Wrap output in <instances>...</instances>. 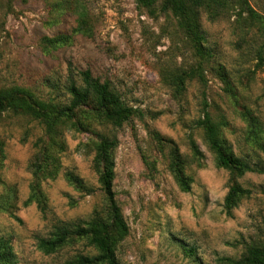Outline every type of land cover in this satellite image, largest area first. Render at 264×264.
<instances>
[{"label": "rangeland", "instance_id": "374dc122", "mask_svg": "<svg viewBox=\"0 0 264 264\" xmlns=\"http://www.w3.org/2000/svg\"><path fill=\"white\" fill-rule=\"evenodd\" d=\"M57 0H0V88L31 90L43 100L66 102L68 80L91 71L109 81L124 100L140 111L120 128H109L118 138L114 191L130 228L118 248L122 264H221L222 258L239 259L247 245L264 240V146L247 134L238 114L237 100L252 108L264 123V65L258 67L255 30L243 36L235 17L210 21L202 15L207 46L213 58L205 81L194 79L177 100L163 82L161 72L196 64L176 20L139 9L136 0H86L95 24L91 37L75 35L72 42L51 53L44 38L70 35L77 17L66 13L55 23ZM251 5L264 15V6ZM224 66L230 88L218 73ZM207 111L224 117V137L233 152L258 171L239 182L251 190L229 215L224 207L230 174L216 166L198 122ZM172 139L185 156L193 177L190 192H183L169 171V149L154 134ZM43 126L31 118L0 114V144L6 159L0 169V195L17 196L14 216L0 212V238L11 241L20 264H63L91 249L83 243L54 254L39 249L63 222L87 220L104 206L89 131H65L66 150L55 178L39 183L46 196L42 210L35 202L25 205L35 183L33 162ZM190 140L204 154V167L193 158ZM74 173L93 189H77L67 179Z\"/></svg>", "mask_w": 264, "mask_h": 264}, {"label": "trees", "instance_id": "16d2710c", "mask_svg": "<svg viewBox=\"0 0 264 264\" xmlns=\"http://www.w3.org/2000/svg\"><path fill=\"white\" fill-rule=\"evenodd\" d=\"M264 6V0H255ZM139 9H146L153 15L157 9L166 17H172L187 41L196 64L188 68L176 67L163 70V82L171 89L175 99L184 97L187 85L194 79L205 81V69L213 58L212 50L207 46L202 26V15L205 13L210 21L221 17L234 16L235 23L243 36L253 30V40L260 44L257 48L258 67L264 65V15L251 5L250 0H136ZM55 23L62 15H76V27L70 35H58L43 39V49L51 53L70 44L75 35L91 37L95 24L86 0H57L53 5ZM218 73L228 82L224 66H218ZM235 105L241 119L247 125V134L259 146H264V123L260 117L236 98ZM66 102L43 100L31 90L14 86L0 88V114L22 115L39 122L45 137L38 146L33 162L35 183L32 193L25 205L35 202L43 210L46 207V196L39 183L47 178H55L60 170L61 154L66 150L65 131H89L96 137L92 140L94 151L93 169L98 175L100 190L104 197V206L95 210L91 217L75 223L63 222L56 226L48 238L39 241V249L45 254H54L64 248L84 244L91 249L89 253H80L63 264H122L118 258L119 246L128 238L130 228L124 218L122 208L116 198L114 181L116 178V150L118 138L109 128H120L140 114L130 106L120 92L109 81L94 77L91 71L79 73V80L71 76L67 86ZM205 112L198 122L203 131L204 140L213 154L216 166L230 174L229 191L225 197L224 207L231 215L243 199L251 196V190L243 187L239 180L246 174L258 171L249 161L237 156L227 139L224 130L228 126L224 117L215 119L207 111L208 103L204 100ZM160 145L169 149V171L183 192H190L193 177L187 173L188 163L179 146L172 139L154 134ZM193 158L199 168L204 167V154L194 140H190ZM6 159L5 150L0 144V169ZM68 181L77 189L91 192L84 179L74 173L67 174ZM264 193V190H263ZM17 196L13 190L0 195V212L15 215ZM221 264H264V240L246 246L241 258H222ZM0 264H20L10 240L0 238Z\"/></svg>", "mask_w": 264, "mask_h": 264}]
</instances>
